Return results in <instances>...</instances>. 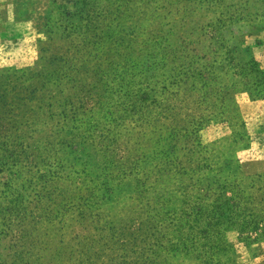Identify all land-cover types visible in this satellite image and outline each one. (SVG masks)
<instances>
[{"label":"rangeland","instance_id":"rangeland-1","mask_svg":"<svg viewBox=\"0 0 264 264\" xmlns=\"http://www.w3.org/2000/svg\"><path fill=\"white\" fill-rule=\"evenodd\" d=\"M91 2L85 0L83 13L91 20L99 11L96 21L102 24L95 34L103 33L100 36L106 40L101 49H96L98 39L89 38L86 43L79 36L85 29L92 31L95 26L89 19L81 22L80 32L67 38L62 33L65 23L58 27V21L64 19L62 12H74L80 5L74 8L68 0H0V93L1 84L13 80L6 79L8 71L27 70V76L44 75L52 72L56 65H62L53 62L59 56L82 64L79 71L86 78V84H94L93 87L102 85L97 81L101 75L103 78L107 75L109 81L116 78L127 62L124 54L132 53V46L127 38L123 45L110 43L106 35L114 37L117 33H126L130 21L129 17L122 16L120 21L111 23L109 30L105 29V24L110 23V13L114 14L118 5L130 2L131 8V0ZM103 16L106 17L104 21ZM185 33L175 31L173 34L177 37ZM175 36L169 44L168 62L153 72L154 82L166 79L171 82L175 67L181 62L189 63L185 56L191 55L189 48L205 51L199 50L197 39H192L195 43L184 49V44ZM237 39L248 47L264 74V29ZM174 50L176 60L169 63ZM150 52L156 54L157 50ZM135 54L138 56V50ZM135 60L142 61L141 58ZM117 86V82L112 84L109 93L103 88H94L95 96L90 95L85 105L90 111L79 114L74 124H70L69 114L65 113L66 127H91L93 131L89 136L95 143L83 139L87 136L80 133H51L52 127L59 129L61 116L58 114L63 112L59 107L62 101L56 100L57 97L49 101V95L42 99L37 93L35 98L47 103V111L53 116L39 117L36 122L28 123L16 109V101L0 102V208L17 199L18 192L24 191L29 196L24 198L27 200L24 217L7 221L10 228L0 238V263L264 264V96L239 93L228 98L218 97L204 94L198 88L192 89L185 83L171 88L165 95L155 94L133 103L131 107L136 105V112L127 109L123 114L115 110L120 103L118 94L114 93ZM67 94L71 95L72 91ZM67 97L73 103L76 101L63 96ZM30 104L35 106L36 102ZM108 112H112L113 120L102 121ZM160 136L169 137L163 143L172 145L176 151L169 161L168 169L171 170L158 175L160 179H156L154 173L150 177L147 174L133 176L129 193L104 204L96 199L82 201L89 198V189L81 187L78 175L66 178L70 171L67 170L60 172L61 181L51 184L57 183L52 191L46 189L35 196L39 182L34 172L44 168L43 161L39 163V160L55 156L49 150L57 148L60 142L85 140L92 148L101 145L107 157L108 145L117 154L120 147L121 158L132 159L136 156L134 153L139 154L140 148L154 149L163 145L157 141ZM67 146L63 145L64 151L57 156L64 155L73 170L85 169L98 176L107 164L111 171L112 161L104 160L101 155H94L91 161L81 158L77 165L75 160L80 157L71 155ZM223 159H226L224 164L237 161L239 167H232L230 172L243 181L238 182L229 213L219 216L207 207L212 198L204 193L206 178L209 185L210 177L216 179L222 174ZM44 161L51 164L47 159ZM141 180L149 190L145 198L137 197L135 190ZM197 207L202 208L201 214H196ZM185 214H190L191 220H186ZM206 224H209L208 233L201 235ZM189 225L198 228L189 234L192 228ZM182 237L196 241L194 249L187 247L180 253H169L166 247L170 242Z\"/></svg>","mask_w":264,"mask_h":264},{"label":"trees","instance_id":"trees-1","mask_svg":"<svg viewBox=\"0 0 264 264\" xmlns=\"http://www.w3.org/2000/svg\"><path fill=\"white\" fill-rule=\"evenodd\" d=\"M91 1L94 3L100 0ZM68 3H72L74 8L77 5H80V7H76L74 12H62L64 19L58 21L60 23L58 27L65 23L62 33L65 34L66 38L70 34L80 32L82 21L90 20V16L83 13L85 0H68ZM129 4L118 5L114 10V14L110 13V23L105 24V29L109 30L111 23L120 21L122 16L129 17L130 21V27L127 28L126 33L120 32L115 34L114 37L106 35L107 39H110V43L123 45V40L127 38L132 46V53L128 54L126 52L124 54L127 62L122 66V70L116 78L113 77L109 81L107 75H105V78L101 75L97 81L98 84L101 83L102 85L93 87L94 84H86V78L82 77V73L79 71L82 64H76L74 59L69 60L68 57L59 56L55 57L53 62L62 65H56L52 72L44 75L36 73L27 76L29 72L27 70L8 71L10 73L5 75L6 79L12 78L13 80L1 84L3 89L0 93V102L10 101L12 103L16 101V109L26 119L25 123H28V121L36 122L39 117L43 119L45 116H53L47 111V103H42V101L35 98L37 93L42 99L49 95V101L55 100L57 97L56 100L62 101V104L58 105L64 113L60 112L58 114V116H61L60 125L58 124L59 129L52 127L50 129L51 133H60V131L80 133L87 136L83 139H89L95 143L89 136L93 131L91 127H66L65 113L69 114L70 124H74L79 120L77 119L79 114L89 112L90 109L85 107L86 101L90 99V95L95 96L93 92L94 88L97 87L103 88L105 92L109 93L112 84L118 83L114 93L118 94L120 103L115 110L119 109L123 114L127 109L132 113L136 112V105H134V108L131 107L133 103H140L155 94L165 95L171 88L179 87V85L185 83H189L192 89L198 88L204 94L217 95L218 97L228 98V96L239 93H248L256 97L264 96V74L251 56L248 47L237 39L241 35L264 29V0H131V8H129ZM96 12L90 20V22L95 23L92 31L85 29L82 35L79 36L85 42L89 38L98 39L99 45L96 49H101L102 43L105 45L106 40L104 41V38L100 36L103 33L100 35L95 34V30L102 24V22L96 21L99 11ZM128 12H130V15H128ZM83 16L85 20H83ZM104 20H106V17L103 16ZM175 31L186 32V35L179 34L176 37L173 34ZM174 36L180 39V44H184V49H188L189 46L195 43L191 41L192 39H197L196 44L201 46L199 50L205 51L198 52L193 50L195 48H189V50H192L190 51L191 55L185 54L189 63L184 62L182 64L181 62L180 65L175 67V72H173L175 75L172 77L171 82H167L168 79L163 82H154L153 72L160 66H165L170 58L167 55L170 50V41ZM204 43H207V45L205 46ZM134 45H136L135 49ZM78 46H81V43ZM152 49L157 50V53L150 52ZM135 50H138V56L135 54ZM40 52H43V48L40 49ZM175 52L174 50L173 60L169 63L176 60ZM138 58H141L142 61L135 60ZM16 74H20V76H15ZM93 75L97 76L94 72ZM160 77H164V74H160ZM12 83L13 85L10 87ZM87 87H91V89H86ZM45 91L48 93L44 94ZM68 91H72V94L68 95ZM13 93L15 95H12ZM64 95L73 97L76 101L73 103L68 97L63 98ZM33 101L36 102L35 106L30 104ZM39 112L41 116H38ZM111 114L112 112H108L102 121L106 122V119L110 118L113 120ZM161 137H158V143H163L169 139V137ZM85 140L70 142L67 139V141L59 143V149L58 147L50 149L49 153L52 152L55 156H45V159L49 160L51 164H46L45 159L40 157L39 163L43 161L42 166L44 168L34 172V177L39 182L34 191L35 196L40 195L46 189L48 192L52 191L57 183L55 185L51 184L59 179L61 181L60 172L65 173L70 170L68 176L65 177H70L71 174L78 175L81 179V187L89 189V198L82 201L89 202L90 199H96L107 204L111 200H116L119 195L129 193V189L132 188L131 180L133 176L147 174L150 177L154 173L156 179H160L157 178L158 175H163L171 170L168 169L171 163L169 161L176 153L172 145L163 143V145H159L158 148L154 149L140 148L139 154L134 153L136 156L132 159H123L121 158L120 147L118 155L108 145L105 152L108 153L107 157L101 145L92 148L88 146ZM63 145L69 148L71 155L76 154L80 157V159L75 160L77 165L80 164L81 158L91 161L94 155H101L104 160L109 158L112 161L111 171L107 164L100 170L102 172L98 176H93L96 174L85 169L81 171L73 170L72 166L65 161L64 155L57 156L64 151L61 149ZM117 161L118 163H116ZM225 161L226 159H223L224 169L221 175L216 179L210 177L209 185V179L206 178L208 189L205 187L204 193L207 198H212V203L207 207L219 216L229 213L228 207L231 205V198L235 196V190L239 188L238 182L243 181L242 178L238 179L230 172L232 167H235V169L239 167L237 161H228L227 164H224ZM144 166L146 169L143 168ZM227 171L231 176L226 173ZM112 173H116L115 178L112 177ZM1 179L2 177H0ZM23 180L28 183L27 179L23 178ZM135 190L138 194L137 197L141 198L147 197L149 193V190L144 188L142 180ZM18 193L17 199H12L11 202L7 203V207L0 208V238H3L9 232L8 220H19L27 212V208L24 207V202L27 200H24V198L29 196L25 195L24 191ZM229 194L231 195L229 196ZM195 209L196 214L202 213L201 207ZM248 216L250 215L248 214ZM185 219L191 220L190 214H185ZM188 227H192L188 232L189 234L194 228H198L194 225ZM208 227L209 224L204 226L201 235H207ZM173 240L175 242H170L171 244L166 247L169 253L172 254L180 253V251L186 250L187 247L192 250L194 249L192 247L193 243L196 242L187 237Z\"/></svg>","mask_w":264,"mask_h":264}]
</instances>
